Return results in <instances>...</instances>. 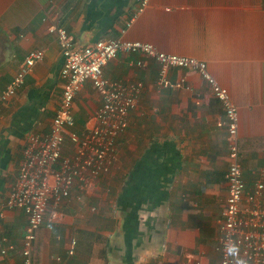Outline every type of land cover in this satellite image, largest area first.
<instances>
[{
  "label": "crops",
  "instance_id": "obj_1",
  "mask_svg": "<svg viewBox=\"0 0 264 264\" xmlns=\"http://www.w3.org/2000/svg\"><path fill=\"white\" fill-rule=\"evenodd\" d=\"M139 2L0 0V92L29 51L44 53L0 104V250L2 237L11 247L0 252V264L22 263L27 219L4 207L5 200L28 134L49 131L63 88L62 56L50 25L64 26L79 45L122 38L204 61L237 107L243 180L247 186L264 180V0H147L136 13ZM135 58L119 53L103 67L109 79L143 86L117 139L116 161L95 187L73 189L59 205L58 222L37 231L36 264H182L188 258L219 264L217 222L228 168L223 107L196 71L171 68L169 81L184 82L158 88V64L144 58L142 66L132 65ZM99 105L86 82L74 97L67 131L83 134ZM62 151H73L67 134ZM117 172L113 193L95 191L103 184L113 188Z\"/></svg>",
  "mask_w": 264,
  "mask_h": 264
},
{
  "label": "built area",
  "instance_id": "obj_2",
  "mask_svg": "<svg viewBox=\"0 0 264 264\" xmlns=\"http://www.w3.org/2000/svg\"><path fill=\"white\" fill-rule=\"evenodd\" d=\"M145 3L147 0H140L136 13L143 10ZM48 31L56 35L62 56L61 96L49 131L28 134L18 175L4 205L8 209L21 210L27 219L21 241V264H36L33 260L36 233L41 227L51 228L58 222L62 217L59 205L71 196L73 189L84 191L95 187L116 161L117 139L128 126L129 113L136 108L143 88L140 81L113 80L103 75V67L119 53L136 56L130 61L136 66H142L144 58L153 59L158 64L155 81L158 88L180 87L184 82V78L176 83L169 81L171 68L194 70L208 84L211 94L223 107L225 119L222 124L228 139V168L224 176L226 199L217 222L219 264H264V180H256L250 186L243 180L238 151L237 107L229 92L210 75L206 63L194 57L159 51L148 42L100 38L79 45L62 25H50ZM43 56L41 49L25 55L18 70L1 90L0 104L9 101L32 66ZM86 82L97 92L100 105L87 120L83 134L78 135L67 129L74 124V97ZM66 134L73 151L64 156ZM2 241L4 247L0 252L4 254L11 247L5 237ZM74 243L71 239L69 254L73 253ZM182 264L202 262L200 258H188Z\"/></svg>",
  "mask_w": 264,
  "mask_h": 264
},
{
  "label": "rangeland",
  "instance_id": "obj_3",
  "mask_svg": "<svg viewBox=\"0 0 264 264\" xmlns=\"http://www.w3.org/2000/svg\"><path fill=\"white\" fill-rule=\"evenodd\" d=\"M119 172H117L116 177H114V179L112 180V184H113V188L110 185L107 184H103L101 185V189L100 190H95L98 193H107V194H111L114 192V187L116 188L117 186H119ZM95 211H89L90 214L94 213Z\"/></svg>",
  "mask_w": 264,
  "mask_h": 264
},
{
  "label": "trees",
  "instance_id": "obj_4",
  "mask_svg": "<svg viewBox=\"0 0 264 264\" xmlns=\"http://www.w3.org/2000/svg\"><path fill=\"white\" fill-rule=\"evenodd\" d=\"M133 193H135V191ZM130 195H131V193H130ZM132 198H134V197H132ZM119 202H120V199H119Z\"/></svg>",
  "mask_w": 264,
  "mask_h": 264
}]
</instances>
